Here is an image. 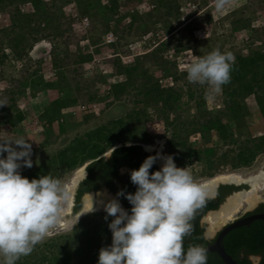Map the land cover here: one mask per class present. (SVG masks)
Listing matches in <instances>:
<instances>
[{"label":"rangeland","instance_id":"374dc122","mask_svg":"<svg viewBox=\"0 0 264 264\" xmlns=\"http://www.w3.org/2000/svg\"><path fill=\"white\" fill-rule=\"evenodd\" d=\"M32 1L0 0V140L23 138L31 144L33 166L21 168L22 177L51 165L49 175L67 192L89 161L72 168L55 163V157L86 134L120 121L126 126H113L119 140L112 150L120 144L156 146V139H165L161 154L172 156L178 168H188L199 185L228 173L248 178L260 171L264 150L248 166L236 163L242 148L264 136L256 96L240 99L245 114L231 119L232 90L224 85L219 93L209 94L208 85L188 81L186 66L194 56L216 48L231 52L235 60L262 51L264 0H226L220 9L216 0H165L161 8L157 0H43L46 5L40 10ZM113 1L115 20L110 12L100 11L112 7ZM88 56L90 60H82ZM132 67L137 70L130 78L123 69ZM118 84L126 87L117 96L112 88ZM156 85L164 91L160 99L150 94ZM62 88L70 91L59 93ZM170 97L173 109L164 108L163 100ZM63 98L77 102L62 109L66 122L61 131L59 119L52 127L46 125L45 114H53V102ZM217 119L230 132L221 142L216 130L201 128ZM187 136L185 146H176ZM208 149L213 150L210 156ZM260 188L264 199V186ZM247 208L245 204L241 212ZM92 213L107 215L104 210L86 212L70 229L60 221L20 263L34 261L52 239L62 243V237L73 236Z\"/></svg>","mask_w":264,"mask_h":264},{"label":"clouds","instance_id":"9594fccd","mask_svg":"<svg viewBox=\"0 0 264 264\" xmlns=\"http://www.w3.org/2000/svg\"><path fill=\"white\" fill-rule=\"evenodd\" d=\"M226 0H216L218 9ZM235 57L219 48L208 55L194 56L186 66L191 83L208 85L209 94L222 91L231 81ZM13 145L17 147H13ZM4 153H7L6 157ZM32 146L23 138L0 140V257L3 264H16L30 255L64 218L67 193L50 175L39 179L22 177L20 169L31 168ZM163 160L160 170L150 173ZM86 179V176H85ZM130 179L134 194L123 190L103 205L112 233L110 246L99 250L98 264H207L208 250L200 244L185 249L184 241L194 231L196 210L206 193L188 168H178L172 156H148ZM92 197V211L94 197ZM102 196L103 193H98ZM124 196L132 205L131 214L119 203ZM91 211V212H92Z\"/></svg>","mask_w":264,"mask_h":264},{"label":"trees","instance_id":"16d2710c","mask_svg":"<svg viewBox=\"0 0 264 264\" xmlns=\"http://www.w3.org/2000/svg\"><path fill=\"white\" fill-rule=\"evenodd\" d=\"M158 5L161 7L166 6L165 0H157ZM153 3L155 1H152ZM34 3V4H33ZM32 4L36 6L37 10L44 7L46 3L43 0H33ZM159 9V8H158ZM99 10V9H98ZM100 11L103 14L110 12L111 16L117 13V2L113 1L112 7H101ZM84 12H89L85 10ZM28 18V16H26ZM34 17V15H33ZM26 18V19H27ZM124 18V17H122ZM32 21L33 18H28ZM28 19L26 21H28ZM115 20V18L113 19ZM43 21H46L44 17ZM121 19L115 22H120ZM39 27V25H38ZM38 32V31H37ZM80 57V56H79ZM83 58V61L90 60L88 56ZM162 62V61H161ZM264 49L261 51L253 52L248 57L237 56L234 61L231 71V81L226 84L230 90L231 104L228 106L230 111V118L237 119L245 114L243 110L244 102L240 99L254 94L257 99V103L260 106L261 112L264 116ZM137 70L136 67L124 68L123 71L129 74L131 78L133 71ZM122 71V69H121ZM126 86L122 84L114 85L112 92L117 96L124 91ZM157 87V88H156ZM64 88L59 90L62 93ZM66 91H70L69 89ZM65 91V92H66ZM149 92V91H148ZM164 91L159 90V86L156 85L154 90H151L153 98L160 96ZM165 93L171 95V91L165 90ZM147 94V92H146ZM150 96V95H149ZM239 101H235L237 97ZM93 97V96H92ZM152 98V97H151ZM171 99H165L164 108L173 109L171 106ZM57 99L52 104L53 114L46 112V125L52 127L55 120L59 119V125L61 131L65 129L66 115L63 116L62 109L70 107L72 103L77 102L76 99ZM140 115V114H139ZM20 122L23 120V114H18ZM140 120V118H138ZM137 119V120H138ZM126 126L123 121L118 123H112L110 126H104L96 131L88 133L83 138H79L75 145L68 148L65 152L58 154L55 157V163L59 165L67 164L69 167H75L85 164L87 161L90 164L87 166L86 179L82 180L76 190L75 204L73 208L74 214L80 212L82 208V200L86 193L98 192L104 188L109 189L115 195L123 190L125 195L131 193L134 194L137 187L132 184L130 179V172L122 173L124 168L138 170L141 164L148 156H155V152H146L141 144H123L121 146H115L112 150L114 142L119 140V135L113 132V126ZM120 126V127H121ZM203 132H211L216 130L220 141H224L229 137L228 126L223 124L221 120L217 119L206 125H202ZM118 130V129H116ZM117 136V137H116ZM188 140V136L185 140H179L175 143L176 146H185ZM255 144L252 147L245 146L242 148L236 156V163L240 167L250 165L255 157L264 150V136L259 139H255ZM251 140L247 141L249 144ZM112 150L109 158L103 156L108 150ZM68 152L70 155L68 156ZM206 154L210 156L213 150H206ZM51 165L41 167L38 171L30 174L27 178L39 179L41 176L49 175ZM157 162L150 169V173L158 171ZM236 190L233 186H221L218 192V196L215 199L206 198L204 204L196 210L194 219L192 221L194 225V231L184 241L185 249L190 245L200 244L207 248L213 243L205 237V228L201 225V220L209 211L217 210L221 203L224 201L227 195ZM117 196V195H116ZM123 204L127 206L129 213L131 214L132 205L128 200L121 196L119 197ZM261 211H264V206L261 207ZM106 214H90L82 224L74 229V235L65 236L64 242L59 243V239H52L50 244L46 245V250L43 253L34 257V261L27 260L20 263V259L16 264H72V259L76 258V264H98L99 250L102 247L110 246L112 243V233L108 227V224L114 219L108 217L105 220ZM89 220V221H88ZM88 221V224H86ZM81 243H77L80 242ZM224 246L227 252L238 262V264H252L251 256H258L261 258L258 264H264V221L256 220L248 226H242L236 228L228 233L225 238ZM207 264H224L222 259L216 253H208Z\"/></svg>","mask_w":264,"mask_h":264},{"label":"water","instance_id":"95a60500","mask_svg":"<svg viewBox=\"0 0 264 264\" xmlns=\"http://www.w3.org/2000/svg\"><path fill=\"white\" fill-rule=\"evenodd\" d=\"M157 141L156 146H148L141 144L144 149L149 152H155L161 154V150H163L162 144L165 142V139L161 141ZM120 144L118 146H121ZM112 150L104 155L105 158H109L111 155ZM162 155V154H161ZM163 156V155H162ZM90 164L87 162L75 175L67 193V201L64 204V218L61 220L64 225L70 229L72 225L76 222V220L84 213L92 211V197L89 195H85L82 200V208L79 213L74 214L73 208L75 204V195L76 190L82 180L85 179L87 176L86 168ZM160 165L162 167L163 160H160ZM221 182H235L239 185H244L242 187L241 192L238 194H234L233 197L221 205L218 210L209 211L207 215L204 217L203 222L205 224V232L206 235H214L215 232L221 230L215 242L209 245L206 249L208 253H216L223 261L224 264H238V262L227 252L224 246V239L226 235L236 228H240L242 226H248L256 220H263L264 221V214H254L248 217H244L241 219H237L232 223L223 227V223L221 222V215L226 212L230 207H232L235 203H237L240 199L244 198L249 207H253L261 198V193L259 192L258 188L264 186V165L260 169V171L256 174H250L248 178H241L236 173H228L226 175L220 176L214 180L201 184L202 188L206 193V198L214 197L216 194L217 187L220 185ZM246 186V187H245ZM98 193H103L102 196H98ZM94 197L93 207L96 210H103V205L99 203V201H103L106 204L109 200L117 198V196L112 193L109 189L104 188L98 192H91ZM205 198V199H206ZM264 201V199H260ZM121 206L126 210L125 206L119 200ZM248 209V208H247ZM246 209V210H247ZM245 210V211H246ZM257 260L258 258H253Z\"/></svg>","mask_w":264,"mask_h":264},{"label":"flooded vegetation","instance_id":"af4514ba","mask_svg":"<svg viewBox=\"0 0 264 264\" xmlns=\"http://www.w3.org/2000/svg\"><path fill=\"white\" fill-rule=\"evenodd\" d=\"M145 151L146 152H149V151H147L146 149H145ZM150 153H152V152H150ZM157 165H158V168H159V170L161 169V165H160V160H157ZM133 169H129V168H124L123 170H122V173H125V172H130L131 173V171H132ZM221 186H233V187H235L236 188V190H234L233 192H231L229 195H227L226 196V198L224 199V201L221 203V205L222 204H224V203H227V201H229V199L231 198V197H233V195L234 194H236V193H240L241 192V190H242V187H244V185H239L238 183H235V182H221L220 183V185L217 187V190H216V194H215V196L214 197H210V199H215V198H217V196H218V192H219V189H220V187ZM246 187V186H245ZM120 201H121V203L123 204V202H122V200L120 199V198H118ZM246 201H242V204H241V206H240V208H239V210L237 211V212H234L233 213V217H231V218H227V219H225L224 221H221L223 224V227L224 226H226V225H228V224H230V223H232L233 221H235V220H237V219H241V218H244V217H248V216H251V215H254V214H264V211H261V207L262 206H264V201H262V200H260L259 199V201L253 206V207H249V205L247 204V202L245 203ZM245 204H247L248 205V209L246 210V211H242L241 212V209H242V207L245 205ZM124 205V204H123ZM221 205L219 206V208L221 207ZM125 206V205H124ZM125 208H126V210L129 212V210H128V208H127V206H125ZM218 208V209H219ZM217 209V210H218ZM241 212V213H240ZM240 213V214H239ZM130 214V213H129ZM239 214V215H238ZM207 215V214H206ZM237 215V216H236ZM205 217V216H204ZM204 217L202 218V220H201V225L205 228V224H204V222H203V219H204ZM220 231L221 230H218L217 232H215V234L214 235H209V236H207L206 235V232H205V237H206V239H208L209 241H213V243L215 242V239L217 238V236L219 235V233H220ZM228 235V234H227ZM226 235V236H227ZM226 238V237H225ZM224 241H225V239H224ZM212 243V244H213ZM253 258H258L257 260H254ZM250 259H251V261H252V264H258L259 262H260V260H261V258L260 257H258V256H251L250 257Z\"/></svg>","mask_w":264,"mask_h":264},{"label":"bare ground","instance_id":"6f19581e","mask_svg":"<svg viewBox=\"0 0 264 264\" xmlns=\"http://www.w3.org/2000/svg\"><path fill=\"white\" fill-rule=\"evenodd\" d=\"M242 178V177H241ZM261 189V188H260ZM245 201L244 198L240 199L237 203H235L232 207H230L226 212H224L222 215H221V221H224L225 219L227 218H231L233 217V213L234 212H237L242 204V201ZM246 203V202H245Z\"/></svg>","mask_w":264,"mask_h":264}]
</instances>
